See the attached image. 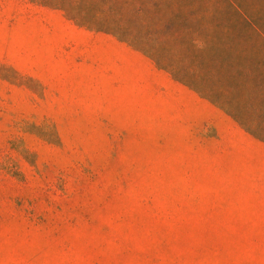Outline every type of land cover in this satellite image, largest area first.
Returning a JSON list of instances; mask_svg holds the SVG:
<instances>
[{"label": "rangeland", "instance_id": "rangeland-1", "mask_svg": "<svg viewBox=\"0 0 264 264\" xmlns=\"http://www.w3.org/2000/svg\"><path fill=\"white\" fill-rule=\"evenodd\" d=\"M0 264H264V144L116 36L0 0Z\"/></svg>", "mask_w": 264, "mask_h": 264}, {"label": "trees", "instance_id": "trees-1", "mask_svg": "<svg viewBox=\"0 0 264 264\" xmlns=\"http://www.w3.org/2000/svg\"><path fill=\"white\" fill-rule=\"evenodd\" d=\"M30 1L58 7L78 25L128 43L264 144V24L241 3Z\"/></svg>", "mask_w": 264, "mask_h": 264}]
</instances>
